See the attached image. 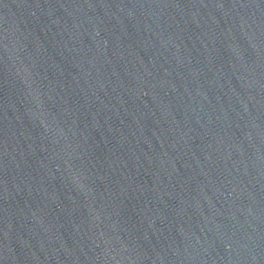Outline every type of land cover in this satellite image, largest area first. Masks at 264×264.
<instances>
[{
	"label": "water",
	"instance_id": "95a60500",
	"mask_svg": "<svg viewBox=\"0 0 264 264\" xmlns=\"http://www.w3.org/2000/svg\"><path fill=\"white\" fill-rule=\"evenodd\" d=\"M0 264H264V0H0Z\"/></svg>",
	"mask_w": 264,
	"mask_h": 264
}]
</instances>
